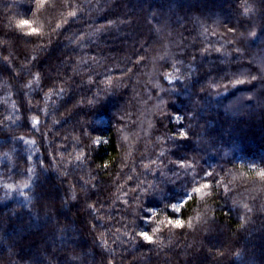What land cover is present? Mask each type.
<instances>
[{
	"label": "trees",
	"instance_id": "1",
	"mask_svg": "<svg viewBox=\"0 0 264 264\" xmlns=\"http://www.w3.org/2000/svg\"><path fill=\"white\" fill-rule=\"evenodd\" d=\"M263 154L264 0H0V264H264Z\"/></svg>",
	"mask_w": 264,
	"mask_h": 264
},
{
	"label": "snow or ice",
	"instance_id": "2",
	"mask_svg": "<svg viewBox=\"0 0 264 264\" xmlns=\"http://www.w3.org/2000/svg\"><path fill=\"white\" fill-rule=\"evenodd\" d=\"M241 10H242V13H243L245 16H247L248 13H249L252 9L249 7L248 4H242V5H241ZM16 27L21 28V29H23V28H25V27H29V28H31V31H30V33H28V35H39L38 30H37L36 28L31 27L30 21H29L28 19H21V20H19L18 22H16ZM227 31H228L229 33H233V34L236 32V30L233 29V28H228ZM247 34H248V36H250V37H254V36L256 35V32H255V30H252V31L248 32ZM241 35H243V33H241ZM217 51H219V50H217ZM252 79H255V77H252ZM245 82H246V81L243 80V79H236V80L234 81V83H232L231 85L234 86V85H238V84H243V83H245ZM224 87L227 88L228 85H224ZM89 104L91 105V104H92V101H89ZM179 136H180V138H184V137L186 136V133H185L183 130H181V131L179 132ZM208 175H211V173H209ZM259 175H260L261 177H264V171L260 172ZM27 186H28L27 182H24V183H22V186H21V187L23 188V187H27ZM209 187H211L210 184H208V183H204L202 186H200V187H196V188H194L192 191H193L194 193H201V192H202V189H207V188H209ZM75 198H76V197L74 196L73 199H75ZM190 199H191V197H190ZM245 207L247 208V205H245ZM173 210L176 211V212H179V211H180V208H178V207H176V206H173ZM249 210H250V209H249ZM167 223H168L170 226H174L176 229H181V228H183V227L185 226V222H184L183 220H181V219H169V220L167 221ZM188 226L191 227V224H189ZM140 236H141V238H142V241H146V242H148L149 244L153 243V238H152L150 235H148L147 232H141V233H140Z\"/></svg>",
	"mask_w": 264,
	"mask_h": 264
},
{
	"label": "rangeland",
	"instance_id": "3",
	"mask_svg": "<svg viewBox=\"0 0 264 264\" xmlns=\"http://www.w3.org/2000/svg\"><path fill=\"white\" fill-rule=\"evenodd\" d=\"M263 156H264V154H263ZM58 188V187H57Z\"/></svg>",
	"mask_w": 264,
	"mask_h": 264
}]
</instances>
